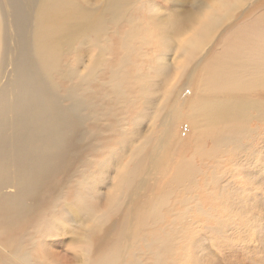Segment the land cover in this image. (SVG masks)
I'll return each instance as SVG.
<instances>
[{
	"label": "rangeland",
	"instance_id": "374dc122",
	"mask_svg": "<svg viewBox=\"0 0 264 264\" xmlns=\"http://www.w3.org/2000/svg\"><path fill=\"white\" fill-rule=\"evenodd\" d=\"M113 1L120 2L123 7L122 14L128 16V20L132 18L134 23L127 19L116 20L117 24L112 21ZM223 1L0 0V99L3 97L5 102H13L18 93L15 81L17 71L24 67V59L19 58V54H22L21 47L25 53H29V59L40 61V50L43 47L51 48L54 53L53 63L42 80L48 87L49 113L58 124H70L77 132L69 145L70 155L67 153L68 158L48 182V186L44 187L42 196L32 199L33 202L29 201L31 199L24 202L37 204L35 214L26 217L25 221L33 228L32 242H28L27 246L33 249L39 259L49 258L69 264L94 262L89 255L85 256V261L78 258L77 250L82 231L88 228L90 232L96 227L97 237L106 235L103 247L105 250L95 254L97 263L109 258L114 264H121L124 256L128 257L129 263L133 256L138 255V247L144 254L147 252L141 245L130 249V236L141 243L143 237L151 238L155 234L163 232L166 235L165 232H168L175 233V241L179 243V249L175 252L177 264H264V118L259 116L257 110L252 112L245 132L238 139H233L228 133L203 137L202 142L208 150H217L210 160H201L194 156L198 134L185 119L179 124L171 148L174 159H170H173L175 165L184 159H197L196 163L202 175L195 179L186 178L184 182L191 191L187 198L199 205L176 203L172 211L166 212L165 223L157 228L155 224L148 222H135L136 218L143 219L147 216L158 191L173 179V175L162 178L149 175L156 159L155 143L151 142L136 163L137 178L146 176L150 180V186L142 191L141 198L136 202L137 206L131 205L127 199L113 209L106 207L108 194L113 190L119 171L129 162L131 152L138 145H142L144 137L151 132V120L163 91V82L168 78L181 80L170 106L173 103L178 104L183 113L187 110L189 100L197 94V84L188 83L186 78L180 79V72L173 69L171 59L163 64V61L154 58L158 53L156 47L148 49L151 60L147 59L145 64L151 63L158 71L162 70V64L169 66V77L162 73L153 75V85L160 84L156 88L162 90L148 89L145 94H140V100L127 111L128 130L107 133L97 147V140L101 137L99 135L104 133L97 124V17L109 22L111 28L105 24L102 30L108 32L106 36H110L113 46H118V49L115 48L116 55L113 54L118 61L123 55L119 51L121 35L126 29L139 33L142 29L149 28L155 36L164 34L165 29L161 26L164 24L160 17L178 18L187 13L189 17L183 24V33L176 34V37H184L192 28H196L205 13L216 10L222 6ZM243 4L221 28L218 33L220 38L226 36L235 24H242L240 28H243L248 21L264 18V0H248ZM18 10L21 16L18 15ZM41 13L49 19H41ZM120 17L121 15H117L116 18ZM140 17L142 19L138 21L137 18ZM166 20L170 21L168 17ZM57 23L61 24L59 28H55ZM188 23L190 26H187ZM253 35L252 38L262 45L263 35ZM212 46L209 51L211 53L219 49L220 41ZM247 95L256 99L259 106H264V87L251 90ZM79 100L94 104V110L77 107ZM5 114L0 117H3L0 121L5 123L7 139L3 141L0 138V142L5 143L7 148L11 146V136L16 130L14 127L17 115ZM165 116H168V110L157 120L159 131L156 137L163 128L167 118ZM222 141L227 142L226 147H221ZM7 150L4 149V153ZM19 152H24L25 155L22 153V156ZM14 154H6L8 158L1 161L3 172L0 182L3 183L0 185V202L4 196L13 198L16 190H19L16 182L20 163H17L22 161L26 165L29 160V163L33 161L29 156L30 159L27 158V149L23 150L22 146ZM13 156L16 159L15 164ZM40 160L42 158L35 159L33 165H43L48 161ZM81 162L83 166H80ZM72 176L76 179L73 180ZM207 181L214 185L209 190L205 187ZM60 190L66 196L59 203L56 200ZM16 200L17 198H13L11 203ZM96 215L97 225L92 222ZM177 217L184 219L175 220ZM2 218L5 222L13 223L10 226L12 228L21 230L26 225L23 217ZM3 229L4 226L0 223V231ZM85 238L88 240V237ZM3 250L7 249L0 244V258H4ZM130 264H134L133 261Z\"/></svg>",
	"mask_w": 264,
	"mask_h": 264
},
{
	"label": "bare ground",
	"instance_id": "6f19581e",
	"mask_svg": "<svg viewBox=\"0 0 264 264\" xmlns=\"http://www.w3.org/2000/svg\"><path fill=\"white\" fill-rule=\"evenodd\" d=\"M247 2L248 0H224L222 6L211 12L209 10V13H205L200 21L196 17L199 21L196 28L193 30L191 27V32L184 37L182 35V37H176V34L183 33V24L188 21L189 17L186 15L187 13L178 18L160 17V21L164 24L161 25L165 29L164 34L160 33L155 36L149 28L142 29L139 33L132 29H126V32L121 35V45L119 46V51H122L123 55L119 57L118 61L115 59L117 52L115 48L118 46L114 47L110 36H106L108 32L102 30L105 24L110 27L109 22L97 17V79H99L97 80V124L104 131L102 135H99L101 137L100 140H97V147L101 144V138L107 133L128 130L126 114L128 109L140 100V94H145L148 89L155 91L163 89L151 120V132L144 137L142 145H138L131 152L129 162L119 171L113 190L108 194L106 204L108 209L117 207L118 203L127 199L130 200L131 205L136 207V202L141 198L142 191L149 188L150 180L146 176L137 178L136 163L146 151L147 144L151 142L155 143L156 159L149 175L154 178L155 176L162 178L173 175V179L166 187L158 191L151 202V209L147 216L143 219L136 218L135 222H148L155 224V228H157L165 223L166 212L172 211L176 203L184 202L187 206L199 205L198 202H192L187 198L191 191L184 182L186 178L195 179L196 176L202 175L201 169L196 163L197 159L194 157L184 159L175 165L174 157L171 155V148L176 139V130L179 124L185 119L198 134L194 156L201 160H210L216 155L217 150H208L204 146L202 141L205 135L221 136L223 133H228L233 139H238L245 132L254 110L259 111V116L264 118V106H259L256 99L247 95L251 90L264 87V18L248 21L243 28H240L242 24H233L234 26L226 36L221 38L220 35L218 36L221 28L233 18L235 11ZM122 12L123 7L120 2L113 1L111 17L115 24H117L116 20L128 18ZM18 15L21 16L19 10ZM117 15H121V17L117 19ZM167 17L170 21L166 20ZM40 18L49 19L43 13L40 14ZM141 19V17L137 18L138 21ZM127 21L134 23L132 18ZM60 26L61 24L57 23L55 28ZM187 26H190L189 23ZM239 28L241 30L237 31ZM253 34L263 35L262 45L252 38ZM215 40L217 43L220 41V47L211 53L209 51L211 47L213 48ZM155 47L158 50L155 51L158 53L154 58L163 61V64L171 59L173 69L180 72V79L186 78L188 83L196 82L197 84L195 90L197 94L189 100L184 113L178 104L173 103V106H170L177 84L181 80L168 78L163 82L162 89L156 88L160 84L153 85L155 80L152 78L153 75L162 73L169 77L170 72V67L163 64L162 70L159 71L151 63L145 64L147 59L151 60L147 50ZM21 51L22 54H19V58L24 59V67L17 71V80L15 81L18 93L13 102H5L3 97L0 99V117L5 113L17 115L16 125L14 123L16 130L11 136V146L5 148V143L0 142V176L3 172L1 161L4 162V159L8 158L6 154L16 153L20 146L23 150L27 149V158L30 157L33 161L40 158L43 161L44 159L48 161L43 165L39 163V165H33V161L29 163L30 160L26 165L22 161L17 163H20L17 167L19 173L16 182V187L19 190L13 194V198H17V200L15 203H11L13 198L4 196L0 202V223L4 226V229L0 231V244L8 250H3L4 258H0V264H69L55 262L49 258L41 260L32 251L33 249L27 246L28 242H32L31 230L33 228L27 224L25 218L35 214L37 204H24V202L26 203L28 199L33 202L32 199L42 196L41 194L45 192L44 187L48 186V182L61 168L64 160L68 158L69 145L77 132L70 124H58L49 113L48 87L42 80L53 63L52 49L43 47L40 50L42 52L41 61L29 59V53H25L22 47ZM153 54L151 56H154ZM106 78L109 79L106 80ZM176 101L178 102V100ZM77 107L85 109L88 107L92 111L95 106L88 103L87 100H79ZM167 110L166 121L159 136L156 137L159 131L157 120ZM4 124L0 121V138L3 141L7 139V129ZM220 144L221 147L227 146V142L224 141ZM4 149H8L6 153H4ZM22 153L24 154V152ZM22 153L19 152L20 155ZM23 154L22 156L25 155ZM22 156H20L21 159ZM172 157L173 159H170ZM7 160L5 161L9 163ZM13 161L15 164L16 159ZM80 166H83L82 162ZM135 175L136 178L133 181ZM75 179L73 177V180ZM2 183L0 182V185ZM212 186L214 185L210 181L205 184L208 190ZM65 196L66 193L60 190L57 192L56 201L60 203ZM2 217L10 219L23 217V223L26 225L23 227L22 224L23 229L21 228V230L12 228L10 226H13V223L5 222ZM183 219V217L175 218V220ZM92 222L97 225V215ZM95 228L90 232L88 228L84 229V232L82 231L77 250L78 258L85 261V256L89 255L92 257V261L94 260L92 263L90 261L91 264H114L109 258H104L98 263L95 261L97 259L95 254L105 250L103 247L106 242V235L97 237V228ZM165 233L166 235L163 232L155 234L151 238L143 237L141 243L130 236V249L141 245L147 252L144 254L138 247V255L133 256V260L129 263L128 257L124 256L121 264H130L132 261L134 264H177L175 252L179 249V243L175 241L176 234ZM85 237H88V240ZM81 264L88 263L82 262Z\"/></svg>",
	"mask_w": 264,
	"mask_h": 264
}]
</instances>
